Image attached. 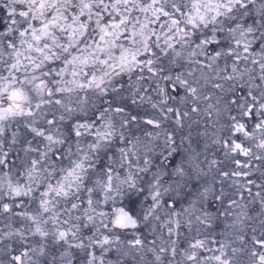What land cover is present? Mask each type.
<instances>
[{
  "label": "snow or ice",
  "instance_id": "obj_1",
  "mask_svg": "<svg viewBox=\"0 0 264 264\" xmlns=\"http://www.w3.org/2000/svg\"><path fill=\"white\" fill-rule=\"evenodd\" d=\"M0 264H264V0H0Z\"/></svg>",
  "mask_w": 264,
  "mask_h": 264
}]
</instances>
